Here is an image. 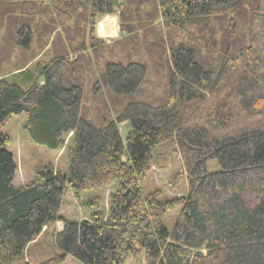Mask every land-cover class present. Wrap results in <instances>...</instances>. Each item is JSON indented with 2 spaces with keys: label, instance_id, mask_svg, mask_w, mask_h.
I'll return each mask as SVG.
<instances>
[{
  "label": "trees",
  "instance_id": "16d2710c",
  "mask_svg": "<svg viewBox=\"0 0 264 264\" xmlns=\"http://www.w3.org/2000/svg\"><path fill=\"white\" fill-rule=\"evenodd\" d=\"M105 16H117L109 43L96 37ZM2 49L0 73H17L0 79V129L23 115L66 164L16 187L0 132V264L44 238L54 254L38 264H264V0H0ZM171 141L186 193L144 197L153 151ZM66 188L75 200L110 188L106 215L61 216Z\"/></svg>",
  "mask_w": 264,
  "mask_h": 264
},
{
  "label": "rangeland",
  "instance_id": "374dc122",
  "mask_svg": "<svg viewBox=\"0 0 264 264\" xmlns=\"http://www.w3.org/2000/svg\"><path fill=\"white\" fill-rule=\"evenodd\" d=\"M104 19V20H103ZM103 20V21H102ZM103 24L101 33L99 32V23ZM118 27L117 16H105L101 18L96 24V37L105 41L106 43L112 42L118 39ZM4 50V51H3ZM13 48L11 51L13 52ZM7 50H1L0 65L7 68ZM11 56V59L16 58V62H19L23 58L22 53L15 51ZM31 62L29 66L32 64ZM27 67V66H26ZM3 70V69H2ZM17 71L10 70L8 73H0V79H11ZM197 109V108H196ZM195 110V109H194ZM193 113V111H192ZM25 117L12 116L0 129V132L8 136V143L6 144V150L12 154L16 172L14 178V185L22 187L32 180L36 169L42 165L52 164L54 168L64 172L65 170V157L63 150L58 152H50L43 146H40L29 138L25 130ZM241 122V121H240ZM120 131L126 134L129 130L127 122H123L119 126ZM176 144L171 141L167 146L158 147L153 151V160L149 171L146 172L145 177L140 185L142 195L145 197L153 191L160 190L162 192L161 199L170 197H181L186 193V179L185 170L183 169L180 155L178 153ZM206 171L208 173H217L220 171L217 161H210L206 164ZM111 193L110 188L94 189L82 193L80 197L75 200L71 195L68 188L64 194L62 208L60 209V215L71 220L81 221L88 220L91 212H103L108 211V197ZM97 200V201H96ZM177 213L167 215L164 218V225L168 230H171ZM56 232H59L62 228L61 223L54 224ZM45 228L42 229V233ZM40 238H44L40 236ZM35 242V241H34ZM52 238H44L43 242L36 248L30 251H25L23 258L17 260V264H38L49 260L54 254V250L51 247ZM61 264H80L72 257H65ZM125 264H144L143 253L138 260L130 261Z\"/></svg>",
  "mask_w": 264,
  "mask_h": 264
},
{
  "label": "bare ground",
  "instance_id": "6f19581e",
  "mask_svg": "<svg viewBox=\"0 0 264 264\" xmlns=\"http://www.w3.org/2000/svg\"><path fill=\"white\" fill-rule=\"evenodd\" d=\"M101 22H102V21H101ZM101 22L99 23V28H98L100 33H101V31H102V27H103V24H102Z\"/></svg>",
  "mask_w": 264,
  "mask_h": 264
},
{
  "label": "crops",
  "instance_id": "0c3cea01",
  "mask_svg": "<svg viewBox=\"0 0 264 264\" xmlns=\"http://www.w3.org/2000/svg\"><path fill=\"white\" fill-rule=\"evenodd\" d=\"M103 20H104V19H103ZM103 20H102V21H103ZM100 22H101V21H100Z\"/></svg>",
  "mask_w": 264,
  "mask_h": 264
}]
</instances>
